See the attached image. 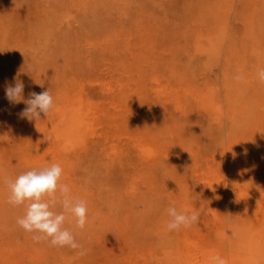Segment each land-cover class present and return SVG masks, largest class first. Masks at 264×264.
Returning <instances> with one entry per match:
<instances>
[{
    "label": "rangeland",
    "instance_id": "1",
    "mask_svg": "<svg viewBox=\"0 0 264 264\" xmlns=\"http://www.w3.org/2000/svg\"><path fill=\"white\" fill-rule=\"evenodd\" d=\"M0 50V264H264V0H0ZM17 79L49 90L47 118L9 103ZM54 163L84 256L7 203ZM169 206L199 222L167 231Z\"/></svg>",
    "mask_w": 264,
    "mask_h": 264
},
{
    "label": "clouds",
    "instance_id": "2",
    "mask_svg": "<svg viewBox=\"0 0 264 264\" xmlns=\"http://www.w3.org/2000/svg\"><path fill=\"white\" fill-rule=\"evenodd\" d=\"M3 51V50H0ZM15 79V78H14ZM234 79L237 82L244 80L243 74H237ZM259 83L264 84V68L257 72ZM24 84L16 80L14 86L5 88V96L10 104L23 102L26 107L20 113L21 118L29 121L41 119V114L47 118L54 108V98L49 90L41 93H31L30 98L23 95ZM63 169L60 164H50L34 167L17 176L14 180L6 181L9 190L7 203L13 207L25 205L23 216L16 220L17 225L26 233L32 234L34 242L47 241L52 247H68L79 249V255H86L83 248L74 236V229L83 230L88 223V209L86 202L71 195V189L67 184L60 183ZM60 207V212L54 211ZM170 220L166 224V230L179 231L190 228L199 222V211L188 213L178 212L175 206L167 208ZM74 228L65 227V223ZM211 259L215 264H226L224 258L214 255Z\"/></svg>",
    "mask_w": 264,
    "mask_h": 264
},
{
    "label": "bare ground",
    "instance_id": "3",
    "mask_svg": "<svg viewBox=\"0 0 264 264\" xmlns=\"http://www.w3.org/2000/svg\"><path fill=\"white\" fill-rule=\"evenodd\" d=\"M76 116H77V115H76ZM64 121H68V120H64ZM72 121H73V120H71V121H69V122H67V123L73 124ZM64 123H66V122H64Z\"/></svg>",
    "mask_w": 264,
    "mask_h": 264
}]
</instances>
